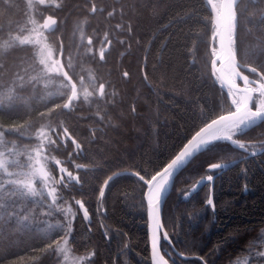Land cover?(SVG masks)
Masks as SVG:
<instances>
[{"label":"trees","instance_id":"trees-1","mask_svg":"<svg viewBox=\"0 0 264 264\" xmlns=\"http://www.w3.org/2000/svg\"><path fill=\"white\" fill-rule=\"evenodd\" d=\"M32 2L29 8L27 0H0V131L5 132L0 152L9 171L22 176L28 156L40 144V128L49 123L55 128L63 121L81 148L76 150L67 140L45 152L79 175L80 183L57 185L64 200L52 205L47 191L29 196L22 187L7 184L15 176L7 177L0 169V264H58L57 244L68 231L66 217L72 219L68 246L83 264H89L91 252L93 264H151L142 182L121 175L105 188L103 198L99 188L118 170L154 174L202 121L227 110L229 99L211 74V12L205 0H91L104 10L96 13L87 6L61 10ZM58 3L75 6L83 0ZM236 11L237 59L259 68L264 62V0H239ZM45 14L53 15L57 25L43 34L56 55L62 46L63 64L71 57L74 69L69 74L78 91L80 77L90 76L89 86L105 83L111 103L93 97L91 104L78 102L70 114L55 109L66 100L59 95L64 89L50 90L49 82L59 81L41 75L38 45L15 40L28 35L31 21L39 22ZM144 55L147 79L142 74ZM49 110L51 120L40 116ZM236 138L262 140L264 146V123ZM233 159L239 160L214 179V208L207 204L208 183L188 200L181 199L195 181L215 172L209 171L211 163ZM48 166L58 176L53 161ZM75 200L85 203L88 221ZM67 204L74 210L72 217L64 209ZM162 219L178 252L203 258L181 259L162 240L163 251L175 264H235L241 257H252L264 248V150L246 156L228 143H217L196 155L176 176Z\"/></svg>","mask_w":264,"mask_h":264},{"label":"snow or ice","instance_id":"snow-or-ice-1","mask_svg":"<svg viewBox=\"0 0 264 264\" xmlns=\"http://www.w3.org/2000/svg\"><path fill=\"white\" fill-rule=\"evenodd\" d=\"M234 3L235 0H221V2L207 0V4L215 14V25L212 29L213 40L216 41L218 39L219 43V50L217 51L213 48L212 51L214 57L212 61L213 75L215 76V79L220 82L222 91L226 86L227 98H230L231 100V105L228 106L226 114H219L216 118H212V116L209 115L207 120L210 122L202 121L203 126L199 127L198 130L194 132V135L183 144L177 154H175L174 157L171 158L162 168L156 170L154 174L146 173L145 175H141L140 172H135L134 174L126 173V175H135V177L142 182V186L146 187L145 197L147 200L148 215L155 224L151 233L152 264H169V260H172V264H175V260L172 259L170 253L161 254L159 235V230L162 228L159 219L160 207L164 195L174 183L175 177L196 155L210 150L217 143H228L236 149H247L248 145L236 137L250 131L258 126V124L264 123V62H261L259 68L253 66L248 69L252 74V78H250L249 75L242 74V71L240 70L241 66L236 62V53L234 50L233 34L237 20ZM38 4L44 5L45 8L52 7L61 10L71 7L83 8V6H87L92 13L104 11L103 9H99L94 3H91V0H83V5L75 6L56 3L55 0H38ZM27 6L29 8L33 7L32 0H28ZM108 15L112 16L113 13L109 12ZM31 23L35 24L36 21L33 20ZM56 25L57 20L54 19L53 15H48L44 18L41 28L43 30H49L54 29ZM117 27H119V25ZM32 31H35V28H33ZM15 40L18 41L20 45H34L38 43L29 35H18L15 37ZM89 44H91V40H89ZM104 55L105 50L102 48L100 50L101 60L104 59ZM39 57V65L42 66L39 71L42 76L49 79H51L53 75L63 78L60 81V84L64 91H60L59 95L61 97H66V100L62 104L56 103L55 109H61L62 113L70 114L75 109L78 102L82 100L86 104H91L93 103V97H98V100L104 105L112 102L111 94L105 91V83H100L98 86L90 85L86 87L84 86V77L81 76L78 82L81 85V89L78 91L77 82L74 81L73 76L69 74V70L74 69L71 57H69L66 64L61 63L59 59L53 58V52L50 45H45V47L40 50ZM218 61L220 63L219 68L216 67ZM225 64L228 66L226 72ZM3 68L4 65L0 64V71H2ZM128 75L129 73L127 71L123 72L124 77H128ZM145 79H147V77H145ZM238 79L243 81V87H240L237 83ZM90 88L91 90H89ZM52 112L53 110H49L47 113L42 112L40 113V116L42 118L47 116L51 120ZM44 127H47L53 135H48V133L44 132ZM7 131H17V129L9 128ZM61 131L63 136H60L59 134ZM21 134L23 135V133ZM4 136L5 132L0 131V138H3ZM53 136H55V138H53ZM37 138L40 140V144L35 149L36 156L35 158L31 155L28 156V167L31 171L28 174L27 179H8L6 183L22 187L26 190V194L29 196L40 197L43 193L37 191V188L35 187V182L39 179L47 189V196L51 198V204L57 205L59 201L64 200V196L58 190L57 185L62 188H67L73 183L79 184L80 176L73 175L72 171L61 166L63 163L61 160L56 159L55 156L45 155L44 152L49 149L52 151L57 150L59 146L66 143L67 140L71 141L76 150L81 148V144L73 137L69 128L64 126L63 121L59 122L55 128L51 123L42 126L37 134ZM74 154L75 153H70L69 155L71 156ZM3 155V153H0V156ZM252 155H256V153H252ZM33 160H35V163H33ZM50 160L54 161L55 166L58 168L60 173L59 180L55 179L48 168V162ZM227 166V164L222 165L220 163H212L209 165V171L219 170L221 168H226ZM75 167L79 169L83 166L76 165ZM0 169L3 170V173L7 177H13L16 175L14 172L9 171L7 160L0 159ZM121 175L124 174L114 173L103 181V186L99 188V196L101 198L104 197L105 188L109 183L118 179ZM213 180L214 175L209 174L206 176V181L211 182ZM49 182H51V184ZM204 183L205 180L201 179L196 187H193L183 194L187 197L192 192H195L198 186L203 185ZM75 204L79 206L80 210H82L83 219L88 221L90 219V214L85 203L82 200H75ZM207 204L214 208L211 198L207 200ZM0 207H2V205H0ZM57 211H62V209L57 208ZM68 213L69 215L72 214L71 207L68 208ZM25 219H27V217H25ZM65 223L68 231L64 233V237H69L72 232V219L66 217ZM163 239L171 244V239L167 232L163 233ZM63 242L65 245L69 243L68 239H63ZM48 247L51 248L52 245L49 244ZM57 248H60L59 244H57ZM60 251L67 252L68 249L60 248ZM165 255H168V259H165ZM94 256L95 252L88 254L89 264H93L90 257ZM77 259L79 264H83V258ZM74 264H76L75 261Z\"/></svg>","mask_w":264,"mask_h":264},{"label":"rangeland","instance_id":"rangeland-1","mask_svg":"<svg viewBox=\"0 0 264 264\" xmlns=\"http://www.w3.org/2000/svg\"><path fill=\"white\" fill-rule=\"evenodd\" d=\"M60 0H55L56 3H58ZM28 2V0H27ZM38 2V1H37ZM216 2H218V0H216ZM75 23V22H74ZM41 25H42V20L39 21V22H36L35 24H33L31 26V29L30 31H28V35L35 41H37L38 43H36L38 45V50L40 52V50L42 48L45 47V45H50L51 48H52V52H53V58L54 59H57L56 57V54L54 52V48L53 46L48 42L45 34H43V29L41 28ZM76 25V24H74ZM35 28V31H32V29ZM75 30H76V26H75ZM46 38V39H45ZM38 52V53H39ZM47 79V78H46ZM56 79V80H55ZM51 80L52 81H59V83H55V82H49L50 84V90H54L56 88V86H61L60 84V80H58L57 78H54V76L51 77ZM85 80V85L84 86H89V83H91V77L90 76H86L84 78ZM47 83H48V79H47ZM43 87L45 88H48V84L47 85H44ZM80 89H81V85H80ZM91 90V89H89ZM82 94V93H81ZM44 132H46V130H44ZM40 141V140H39ZM261 147V146H260ZM259 146L258 147H249L248 149H250V153H256L258 152L261 148ZM37 148V147H36ZM35 148V149H36ZM35 149H33L32 151V155L34 158L36 156V152H35ZM1 153V152H0ZM45 155H48L46 152H44ZM0 159H4V160H7L6 157L3 155V156H0ZM51 161V160H50ZM49 161V162H50ZM48 162V164H49ZM28 163L27 162V166L24 170V172L22 173V176L21 174H16L15 175V179H27V176L28 174L30 173L31 169L28 167ZM33 163H35V160H33ZM43 163V161H42ZM54 163V161H53ZM55 165V164H54ZM62 166V165H61ZM49 168V166H48ZM57 172H58V176L54 175L53 172L52 175L55 177V179L59 180L60 178V173L58 171V168L55 166ZM10 170V169H9ZM51 184V182H49ZM35 187L37 188V191L41 192V191H47V189L44 187V185L39 181V179L36 180L35 182ZM26 191V190H25ZM42 193V192H41ZM71 207L70 204H67L65 205L64 209L65 211L68 213V208ZM72 209V214L70 215L72 217L73 215V208L71 207ZM69 215V213H68ZM262 239H264V229L262 230ZM63 239H68V237H64ZM60 245V248H67L68 251L67 252H62L60 251V248H58V255L60 257V261L58 264H74V261L76 262V264H79V261L77 258H82L81 256L79 255H75L73 253H71V249L70 247L67 245L64 244L63 240H61V242L59 243ZM235 264H264V248L259 250V251H256L253 253V256H244V257H241L239 258L238 260H236Z\"/></svg>","mask_w":264,"mask_h":264},{"label":"water","instance_id":"water-1","mask_svg":"<svg viewBox=\"0 0 264 264\" xmlns=\"http://www.w3.org/2000/svg\"><path fill=\"white\" fill-rule=\"evenodd\" d=\"M218 2H221V0H218ZM237 2H238V0H235V3H234V9H235V7H236V4H237ZM205 4H206V6H207V8L210 10V12H211V24H212V27H214V25H215V14L212 12V10H211V7L207 4V0H205ZM236 11V10H235ZM47 17V16H46ZM45 17V18H46ZM236 27H237V20H236ZM235 36H236V28H235V31H234V34H233V38H234V43H235ZM213 42H214V40H213V33H212V35H211V39H210V43H211V45H210V51H211V55H212V51H213ZM62 47V46H61ZM217 51L219 50V43H218V39L216 40V48H215ZM61 48H60V51H59V53H58V59L61 61ZM213 59H214V57H213V55H212V59H211V72H212V75H213V66H212V61H213ZM236 62H237V64H239L240 66H241V68H240V70L241 69H249L250 68V66H246V65H243V64H241L238 60H237V58H236ZM61 63H62V61H61ZM144 64H145V55H144V57H143V61H142V74H143V77L145 78V73H144ZM216 67L217 68H219L220 67V63H219V61L217 62V65H216ZM227 64H225V69H227ZM242 74H244V75H246L245 73H243L242 72ZM213 77H214V79H215V76L213 75ZM216 80V79H215ZM242 81V80H241ZM218 84L220 85V82L218 81ZM240 87H243V81H242V85H240ZM224 90L225 91H227V88H226V86L224 87ZM230 99V98H229ZM230 103H231V100H230ZM220 114H226V111L225 112H222V113H220ZM214 118H216V116L214 117ZM208 122H210V121H208ZM203 126V125H202ZM198 130V129H197ZM192 135H194V133L192 134ZM191 135V136H192ZM191 136L188 138V139H190L191 138ZM187 139V140H188ZM187 140H186V142H187ZM185 142V143H186ZM183 146V145H182ZM181 146V147H182ZM180 150V149H179ZM178 150V151H179ZM177 151V152H178ZM177 152H176V154H177ZM174 157V156H173ZM172 157V158H173ZM170 161V160H169ZM238 161V159H235V160H231V161H227V162H216V163H220V164H227L228 166L226 167V168H221V169H219L216 173H214V174H212V175H214V178L216 177V175L218 174V173H220V172H222V171H224V170H226V169H228L229 167H231L232 165H234L236 162ZM208 168H209V166H208ZM114 173H122V174H126V173H135L134 171H131V170H118V171H115V172H113L111 175H113ZM110 176V175H109ZM135 176V175H134ZM207 176V175H206ZM206 176H204V177H201L200 179H198L194 184H192L190 187H189V189L188 190H190V189H192L193 187H196L197 185H198V182L201 180V179H204L205 180V183L204 184H206V183H210V186H209V196H208V199L209 198H211L212 199V201H213V182H214V180L213 181H211V182H208V181H206ZM108 178V177H107ZM106 178V179H107ZM176 178V177H175ZM174 183H175V180H174ZM174 183L170 186V188H169V190H168V192H166L165 193V195H164V199H163V202H162V204H161V207H160V212H159V219H160V222H161V224H162V228L159 230V235L161 234L162 236H163V233L164 232H166L165 231V229H164V227H163V221H162V210H163V205H164V202H165V200H166V198H167V196L169 195V193L171 192V190H172V188H173V185H174ZM203 184V185H204ZM203 185H200V186H198L197 187V190L196 191H198ZM103 186V185H102ZM187 190V191H188ZM195 191V192H196ZM145 192H146V187H144V192H143V197H144V201H145V205H146V219H147V234H148V239H149V252H150V260H151V233H152V229H153V227L155 226V224H154V221L149 217V215H148V206H147V200H146V197H145ZM195 192H192L190 195H188L187 197L183 194L182 195V197H181V199L183 200V201H186V200H188V198L193 194V193H195ZM207 199V200H208ZM212 207V206H211ZM213 208V207H212ZM171 246H172V248L175 250V248L173 247V245H172V243L170 244ZM161 254L163 255L164 253L161 251ZM179 254H181V253H178V255ZM180 257H182V258H187V257H192V256H187V255H179ZM165 259H167V257L165 256ZM151 264H152V260H151ZM169 264H171L170 262H169Z\"/></svg>","mask_w":264,"mask_h":264},{"label":"flooded vegetation","instance_id":"flooded-vegetation-1","mask_svg":"<svg viewBox=\"0 0 264 264\" xmlns=\"http://www.w3.org/2000/svg\"><path fill=\"white\" fill-rule=\"evenodd\" d=\"M239 2V1H238ZM238 4V3H237ZM237 6V5H236ZM264 14V13H263ZM262 14V15H263ZM242 72L243 73H245L246 75H249L250 76V78H252V74L249 72V71H246V70H242ZM237 83L239 84V85H242V81L241 80H237ZM247 142H249L247 145H249L250 147H260L261 145H260V143L261 142H263L262 140H258V141H247ZM262 147H264V146H261L260 148H262Z\"/></svg>","mask_w":264,"mask_h":264},{"label":"bare ground","instance_id":"bare-ground-1","mask_svg":"<svg viewBox=\"0 0 264 264\" xmlns=\"http://www.w3.org/2000/svg\"><path fill=\"white\" fill-rule=\"evenodd\" d=\"M225 72H226V69H225Z\"/></svg>","mask_w":264,"mask_h":264}]
</instances>
